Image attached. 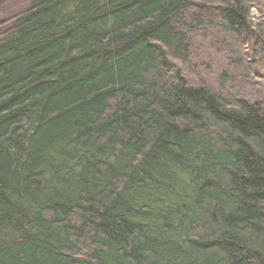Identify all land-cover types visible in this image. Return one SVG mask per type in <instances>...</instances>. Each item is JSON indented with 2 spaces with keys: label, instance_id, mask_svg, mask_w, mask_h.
Here are the masks:
<instances>
[{
  "label": "trees",
  "instance_id": "16d2710c",
  "mask_svg": "<svg viewBox=\"0 0 264 264\" xmlns=\"http://www.w3.org/2000/svg\"><path fill=\"white\" fill-rule=\"evenodd\" d=\"M190 6L22 0L0 22V264H264V109L189 87ZM251 9L215 13L238 36Z\"/></svg>",
  "mask_w": 264,
  "mask_h": 264
},
{
  "label": "rangeland",
  "instance_id": "374dc122",
  "mask_svg": "<svg viewBox=\"0 0 264 264\" xmlns=\"http://www.w3.org/2000/svg\"><path fill=\"white\" fill-rule=\"evenodd\" d=\"M175 28L188 33L189 63L182 66L189 87L206 88L234 106L240 100L264 109V0H250L252 34L232 36L223 31L215 8L223 0H190ZM22 0H0V22L21 8ZM201 20L202 25H196Z\"/></svg>",
  "mask_w": 264,
  "mask_h": 264
}]
</instances>
